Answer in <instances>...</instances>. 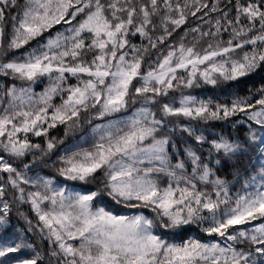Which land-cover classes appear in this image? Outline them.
Segmentation results:
<instances>
[{"label":"snow or ice","instance_id":"6c2138e0","mask_svg":"<svg viewBox=\"0 0 264 264\" xmlns=\"http://www.w3.org/2000/svg\"><path fill=\"white\" fill-rule=\"evenodd\" d=\"M259 74L264 0H0V264H264Z\"/></svg>","mask_w":264,"mask_h":264},{"label":"trees","instance_id":"16d2710c","mask_svg":"<svg viewBox=\"0 0 264 264\" xmlns=\"http://www.w3.org/2000/svg\"><path fill=\"white\" fill-rule=\"evenodd\" d=\"M189 22L192 23V20L190 19ZM137 43H139V41H137ZM261 76H264V74L255 75L249 83H247L246 85H242L241 88H240V95H246L247 94V89L253 87V85H255L256 87H259L260 81H261ZM0 80H3V78L0 77ZM45 84L46 83H43V84L38 83L37 85L34 86V90L36 92L43 91V89L45 87ZM229 84H230V82L224 83L222 85V89L223 90H221V89L210 90L211 86H205L204 88H199V89L194 90L192 94L193 95H198L199 98H202V99L213 98V99H218V100H221V101L227 100V99H229V96L226 95V93H229L231 91V89L229 87ZM185 91L187 92V91H191V90H185ZM205 93H207V94L205 95ZM177 96H179V93H177ZM55 102L58 103L59 102V98H57ZM96 122H98V121H94L93 124L96 123ZM88 131H90V127L89 126H85L84 132H88ZM83 134L84 133H82V132H77L75 134V136L64 137L63 126H58L57 128L50 130V135L51 136H55L57 139H63L64 140V144L63 145H58V151L62 150L63 147H65L66 145H70V144L75 143L79 139V137L81 135H83ZM33 139H34V142H39V143L43 144L42 140H39V139H36V138H33ZM84 146L87 147L88 145H84ZM42 174L43 175H53L54 176L55 172L52 169H45ZM229 179L232 180L233 178L229 177ZM68 183H71V182H68ZM239 188H240V185L238 184V185H236V188L233 189V191L235 192V191L239 190ZM21 211H23L26 214H28L30 218H33V223L36 222L33 214L30 212L29 207L27 205H24L21 208ZM127 212L128 213H134L135 210L125 209V214H127ZM19 226L20 227H24V223H23L22 220L19 222ZM190 237L191 238H200L202 240L209 239V237H207L204 234H202L198 228L193 226L187 232H185L181 236L177 237L176 238V242H180L181 240H185V239H188Z\"/></svg>","mask_w":264,"mask_h":264}]
</instances>
